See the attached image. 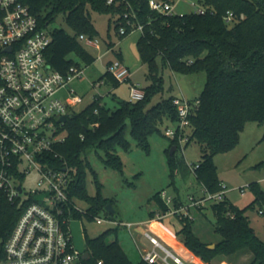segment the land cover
<instances>
[{"label":"trees","instance_id":"1","mask_svg":"<svg viewBox=\"0 0 264 264\" xmlns=\"http://www.w3.org/2000/svg\"><path fill=\"white\" fill-rule=\"evenodd\" d=\"M20 1L29 6L41 27L49 26L59 14L65 15L74 33L54 27L52 42L45 51L49 64L64 74L73 65L80 66L81 62L89 65L95 61L80 40L81 34L92 38L98 34L90 8L116 16L115 28L119 34L120 28L126 27V33L120 36L129 34L138 24L143 26L137 47L142 63L148 68L150 83L144 87L145 97L136 101L120 100L112 109L97 96L81 111L68 115L67 137L55 146L56 165L62 167L66 163L77 168L70 194L92 201L89 217L94 218L101 208H106L109 200L102 195H87L84 155L90 150H103L106 164L121 168L117 147L131 148L128 133L138 146L148 148L149 135L161 123L168 119L177 121L178 110L173 102L176 96L149 105L154 95L164 89L165 68L181 73H206V82L198 97L200 104L190 116L191 134L187 144L196 140L201 145V158L193 166L196 180L207 191L222 189L215 155L237 145L246 121L264 123V0H201L205 10L183 14L156 11L150 7L149 0H116L112 4L106 0ZM228 11L235 15V20H227ZM117 54L122 56L121 52ZM104 76H109L114 86L120 84L109 71ZM173 145L177 148L170 153L172 175L181 166L175 157L180 146L178 138L172 139L171 148ZM257 167H264V161ZM250 186L257 191L255 201L264 204V190L256 183ZM155 199L160 213L165 214L169 206L161 191ZM25 204L11 202L0 193V257ZM180 204L175 200V206ZM211 208L216 217V230L222 236L215 248H209L212 243H205L196 235L194 220L182 217V227L177 232L182 235V242L176 243L177 249L187 258L197 256L207 263L218 254L233 256L249 252L252 259L248 264H264V239L252 227L247 207H238L226 195L224 200L212 203ZM80 214L75 210L73 215L78 218ZM105 236L106 232L95 238L84 237L90 252V259L84 264H99V260L103 264H157L142 258L134 263L118 240L108 242Z\"/></svg>","mask_w":264,"mask_h":264},{"label":"built area","instance_id":"2","mask_svg":"<svg viewBox=\"0 0 264 264\" xmlns=\"http://www.w3.org/2000/svg\"><path fill=\"white\" fill-rule=\"evenodd\" d=\"M114 2L116 0H106L107 4ZM149 4L156 11L174 13L173 0H149ZM203 10L202 5L197 9ZM226 18L236 19L231 11ZM137 28L142 30L143 26L138 24ZM125 33L126 27L122 26L120 34ZM80 39L88 45L100 46L96 37L81 34ZM51 42V30L40 26L28 5L20 0H0V193L11 202L26 203L5 242L0 264H84L85 261L75 246L71 223L78 219L73 215L75 210L85 214L88 210L83 211L70 194L77 168L66 163L57 166L55 146L67 137L68 115L84 101L74 88L68 89L67 98L62 97L61 91L73 79L84 77L86 70L79 65L71 66L67 74L54 69L45 56ZM107 70L121 83L131 76L130 68L120 59L109 62ZM99 85L100 81L92 82L94 87ZM130 97L133 101L143 99L144 87L132 83ZM173 102L178 119L166 134L178 138L180 145L189 140L190 116L196 112L200 99L176 96ZM62 116H66V120H62ZM32 172L40 177L37 185L28 189L24 181ZM241 191L245 192V188ZM161 197L169 210L165 214L158 213L159 218L174 212L181 218L194 220L191 208L201 209L208 201L220 202L225 199L226 191L223 184L217 192L204 188L202 196H191L189 203L178 207L165 191ZM259 212L264 214V204ZM95 218L98 223H117L110 218ZM123 225L133 234L141 258L146 262L187 264L149 230L143 232V238L149 242L145 245V241H138L134 235L132 228L136 223ZM98 263L103 264V261Z\"/></svg>","mask_w":264,"mask_h":264},{"label":"rangeland","instance_id":"3","mask_svg":"<svg viewBox=\"0 0 264 264\" xmlns=\"http://www.w3.org/2000/svg\"><path fill=\"white\" fill-rule=\"evenodd\" d=\"M173 2V12L177 14L189 13L201 8V0H173ZM90 14L98 30L96 38L99 40L100 47L88 45L80 39L95 57V61L89 65L81 62L80 67L86 70L85 76L75 80L78 82L76 86L75 81L72 84L76 93L84 98L82 103L74 107L76 112L91 103L94 96H100L102 102L112 109L119 105L120 100L131 99L128 82H122L117 86L115 98L109 95L106 85L92 87L88 83L87 79H97L107 69L109 60L125 61L130 66L135 83L139 82L143 87L150 83L147 79L148 68L142 63L137 47L142 30L134 28L129 34L120 36L118 29L115 28L116 16L91 8ZM48 27L50 30L54 27H63L68 32L74 33L64 14H59ZM110 43H113V47ZM120 48L121 57L117 54ZM71 57L75 55L71 54ZM162 74L164 89L154 95L149 103L150 106L172 95L189 99L198 98L206 82V73L202 71L181 73L165 68ZM175 125L176 122L169 119L161 123L159 129L149 135L148 148L138 146L128 133L131 148L117 147V153L122 160L121 168L107 165L103 150H90L84 155L87 195L90 197L102 195L115 209L112 214L106 208H101L96 216L110 218L117 222L98 223L95 217L81 213L78 219L81 221L84 237L95 238L106 232V240L108 242L118 240L128 257L137 263L141 260L137 244L128 227L123 225V223L134 222L136 225L132 230L138 241L142 240L145 241V245L149 244L142 235L145 230H149L187 264H248L252 259V254L249 252L233 256L218 254L210 263L202 260L193 261L191 257H185L176 246V243L182 242V235L177 233L182 227L180 215L173 212L159 218L158 213L161 212V208L155 199L157 192L165 191L173 198V204L175 200L178 204H187L191 196L200 197L204 191L196 180L192 168L202 155L198 141L192 140L188 144L186 142L180 144L175 157L181 166L172 175L169 159L173 137L166 132L168 128H173ZM263 134L264 123L248 120L241 130L237 145L230 150L217 153L214 157L227 197L238 207H247L246 214L261 239H264V214H261L259 209L263 204L255 201L257 191L250 184L256 183L259 189L264 190V167H257V164L264 161ZM39 177L36 172H32L24 181V185L28 189L35 187ZM242 188H245V192L241 191ZM73 199L83 211L89 210L93 205L92 201L85 197L73 195ZM212 203L208 201L202 209L191 208V212L194 217L193 230L196 235L205 243L215 244L221 240L222 236L216 230V217L211 208ZM252 203L254 204L250 205ZM1 243L0 238V245Z\"/></svg>","mask_w":264,"mask_h":264},{"label":"crops","instance_id":"4","mask_svg":"<svg viewBox=\"0 0 264 264\" xmlns=\"http://www.w3.org/2000/svg\"><path fill=\"white\" fill-rule=\"evenodd\" d=\"M111 42H113V41H111ZM111 44V46H112V44L113 43H110ZM120 44V43H119ZM118 44V46L120 47V45ZM100 47V46H99ZM99 47H97V48H99ZM113 47V46H112ZM119 52H122L121 51V48H120V51ZM112 60H109L108 61V64H109V62H111ZM124 63H125V61H123ZM108 64H107V66H108ZM126 64V63H125ZM144 64V63H143ZM127 65V64H126ZM129 68H130V66L129 65H127ZM131 70V69H130ZM108 70L106 69L102 74H100L99 76H98V78L97 79H93V80H90V79H87V81H88V83L92 86V82H95L96 80H98V81H100V85L98 86V87H100L101 85H106L107 87H108V92H109V95H111L113 98H115V96H116V89H117V86H114L113 85V82H112V79L109 77V76H104V74L107 72ZM82 78H84V77H82ZM77 78H75V79H73L62 91H61V95H62V97H63V95H64V97L63 98H67L68 97V89H70V88H73V86H72V84L74 83V81L76 80ZM125 82H128V84L131 86V84L132 83H135V81L133 80V78H132V71H131V76H130V78L127 80V81H125ZM77 83L78 82H76L75 81V86L77 85ZM136 83H138L139 85H140V83L139 82H136ZM120 84H121V82H120ZM141 86V85H140ZM93 87V86H92ZM143 87V86H142ZM95 97L96 96H94V99H95ZM93 99V100H94ZM199 161V160H198ZM199 185L201 186V188L204 190V186L202 185V184H200L199 183ZM227 195V194H226ZM143 235V234H142ZM141 238H142V236H141ZM191 259L193 260V261H195V260H202L200 257H197V256H192L191 257ZM203 261V260H202ZM207 263V262H206Z\"/></svg>","mask_w":264,"mask_h":264},{"label":"water","instance_id":"5","mask_svg":"<svg viewBox=\"0 0 264 264\" xmlns=\"http://www.w3.org/2000/svg\"><path fill=\"white\" fill-rule=\"evenodd\" d=\"M8 50H11V47H8ZM48 66H50V65H48ZM61 119L66 120V116H62ZM176 148H177V146L173 145L171 148V153H174ZM20 189H21V187H20ZM106 209L111 213L115 212V209L113 208L111 203L107 204ZM71 229H72V233H73V237H74V243H75L76 248L80 252H82L83 258L85 260H89L90 259V252L85 247V239H84L81 221L78 219L73 220L71 223ZM208 247L209 248H215V244H209Z\"/></svg>","mask_w":264,"mask_h":264}]
</instances>
